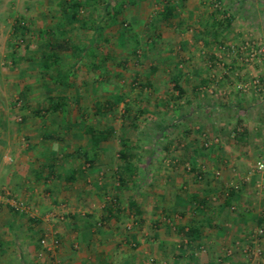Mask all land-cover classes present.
Segmentation results:
<instances>
[{
	"label": "rangeland",
	"instance_id": "374dc122",
	"mask_svg": "<svg viewBox=\"0 0 264 264\" xmlns=\"http://www.w3.org/2000/svg\"><path fill=\"white\" fill-rule=\"evenodd\" d=\"M73 1L0 0V206L10 208L7 211L18 222L24 221L17 229L20 236L30 237L29 244L53 264H60L56 261L63 241L59 230L68 235L72 252L105 248L119 253V244L113 245L119 238L127 242L120 247L132 254L146 248L141 264H173L176 246L170 244L166 251L159 246L157 255L153 254L154 232L160 229L172 240L175 227L192 222V188L204 184L198 179L197 160L220 150L227 157L242 158L239 170L230 167L239 179L227 182V188L248 192L250 205L264 202V173L249 177L255 163L264 158V91L258 98H243L241 110L236 109L245 113L250 129L244 130L243 119H238L230 130L234 119L241 117L234 109L238 93L233 90L222 96L216 84L226 76L249 88L254 80H264V0H90L69 22L65 14L71 13ZM168 2L176 9L164 21L160 13ZM113 6L120 10L116 24L110 22ZM51 55L57 66L44 76L42 64ZM232 64H241L245 71L240 74L237 66L229 68ZM62 76H66L65 85H58ZM195 77L214 85L203 86V98L198 102L195 96V103L211 101L214 93L208 91L215 88L217 96L209 105L218 111L199 116L211 129L192 138ZM175 78L182 95L173 87ZM49 96L65 112L51 110ZM231 96L233 100L226 98ZM254 116L262 118L261 122L256 119V126ZM89 129L108 135L97 156L90 149ZM53 150L58 176L42 189L53 209L38 216L36 203L21 197L8 181L25 172L36 178ZM120 152L127 155L126 162L134 163L132 176L125 174ZM72 169L77 171L76 181L62 189V177ZM120 175L126 180L123 187L118 185ZM214 177L220 183L219 173ZM31 184L44 183L30 180ZM75 187L90 191L85 198L88 203L80 197L59 201L60 191L69 193ZM48 190L51 195H46ZM131 200L143 214L128 206ZM174 201L177 212L171 209ZM236 210L235 205L230 208ZM28 218H42L46 229L40 223H28ZM27 223L32 227L27 228ZM244 230L257 244L245 251L237 243L225 245L228 259L218 264H229V258L239 253L248 255L249 264H264L259 245L264 243V227L255 224L228 235L237 240ZM45 237L46 247L41 244ZM174 237L178 250L192 253V242L179 233ZM98 238L108 244L85 246ZM54 239L56 247L51 246ZM196 251L198 260L208 253L205 246ZM185 263L192 264V258Z\"/></svg>",
	"mask_w": 264,
	"mask_h": 264
},
{
	"label": "crops",
	"instance_id": "0c3cea01",
	"mask_svg": "<svg viewBox=\"0 0 264 264\" xmlns=\"http://www.w3.org/2000/svg\"><path fill=\"white\" fill-rule=\"evenodd\" d=\"M159 35V32L157 33ZM238 67V70L240 71V74H242L245 70L244 68H241V64H232L229 66V68L232 67ZM235 69V68H234ZM196 78V77H195ZM197 79V78H196ZM219 79V80H218ZM216 80V84L219 85V93H222V96H225L227 94L226 92L233 91L238 93V97L236 98V103L234 109L241 110V105H239L240 102H244V100L251 99L252 97L255 98V96L258 98L259 95H263L262 90H255L254 88H249L247 91L239 90L237 87L239 84L244 82H239L233 78H228V76L222 78H218ZM214 81V80H212ZM227 81V83H225ZM211 88L213 84L205 82L204 80L198 78L197 81L192 83V138H194V134L201 133L202 130H208L209 124L205 119H203L200 122L199 116H209L213 114L214 112L218 111V109L214 105H209L214 99L213 96L216 97V89L209 90L211 94L214 93L212 97V100L207 102H202L201 105H197L195 102H199L200 98H203L202 94V88L203 86H210ZM205 89V87H204ZM215 91V92H214ZM243 91V92H242ZM242 92V93H241ZM246 92V93H245ZM253 93V94H252ZM221 95V94H220ZM195 96L198 98L195 99ZM231 98L232 100L234 97H226ZM244 98V100H243ZM261 98V97H260ZM194 99V100H193ZM203 101V100H201ZM221 108V107H220ZM239 110V111H240ZM237 111V110H236ZM238 112V111H237ZM243 112V111H242ZM241 111L238 112L241 114V117L234 119L233 121V127H230V130L234 129V126H236L239 122L238 119H243V124L245 128L244 130L250 129L249 123L246 121L247 118H245V113H242ZM238 113H236L238 115ZM256 119L257 122H261L262 118L255 116L253 117V123L256 126ZM198 122V124H196ZM238 122V123H237ZM200 123V124H199ZM206 123L208 125H206ZM232 123V122H231ZM241 123V122H240ZM247 123V124H245ZM194 125V126H193ZM211 129V128H210ZM238 129V128H237ZM243 131V129H242ZM205 137V134H203ZM106 141H101L98 144V147L96 150H93L92 143L91 145V151L94 155L95 152L98 153L101 151L103 146H101L102 143H105ZM210 146H212V143L209 142ZM216 145V144H215ZM207 146V144L205 145ZM32 148V147H31ZM195 148V147H194ZM229 148H226L228 150ZM56 151H49V157H47V160L44 161L45 164L43 166L42 171L40 175H36V178L25 176V173L14 175L15 177L11 180L8 178V183L13 186V190H16V188L19 189L18 193L21 195V197H26L27 199L31 198L29 201L31 203H36V211L38 212V216H45L47 211H50L53 209L52 206H50V203H47L49 201L42 195V189H45L48 187L45 183L49 184L51 180L55 179L58 175H56V161H57V154ZM220 154L218 157L217 154ZM222 154H225L223 150L217 151L216 153H211L208 156H206L205 160H197L195 163L199 167L198 170V179H202L204 181L203 186L192 188V222L186 225H180L178 227H175L176 234L174 235L173 232H171L172 240L171 238L164 237V232L160 229L155 230V235H157V243H155V248L153 249V254L157 255L156 252H158L159 246H164L162 249H169V245L176 246L173 257V264L178 261L177 264H186L189 259L192 258V264H218L222 261H225L228 259L224 254V249L226 248L225 245H233L237 243V245H240L241 250L245 251L244 249L247 246L251 247V244H257V241L254 239L253 236H249L248 230L244 233H240L239 239H235L234 236L228 235L229 231L233 233V230L235 232L241 231L243 229L247 228H253L254 225L263 226L264 227V202L261 203H255V201L252 202L250 205V202L248 200L249 193L245 191L238 192L228 189L227 187L230 185L227 182L229 181H235L239 179V175H235L232 172L235 170L230 169V167H237V170L240 169V166L243 165L242 158L237 159L234 156L227 157V154L225 156H222ZM229 153V152H227ZM47 154V152L44 151V156ZM239 154H242V152H239ZM97 156V154H95ZM224 157V158H221ZM241 157V156H239ZM90 158L89 160L91 161ZM193 160V159H192ZM107 161L106 159L104 162ZM227 162H230L229 164ZM129 165L130 167L133 166L132 160L125 163ZM124 164V165H125ZM53 166V173H49V166ZM146 165L150 166L152 165V160L150 158L147 159ZM149 168V167H148ZM220 169L219 171H217ZM77 171L72 169L70 174H67L62 177V180L64 183H62L61 188H66V184H70L71 182L76 181ZM35 173V172H34ZM32 173V174H34ZM38 173V174H39ZM221 176L220 183L216 182L214 179V174H218ZM264 172L258 173L255 172V170L252 168L251 174H249V177L254 174H263ZM132 175V174H131ZM72 177L71 180H69V177ZM57 179V178H56ZM193 179V175H192ZM213 179V180H212ZM30 180H37L38 183H44L42 186L39 185H33L29 186ZM245 180H249V178H245ZM29 186V189H28ZM52 186L51 188H53ZM50 188V189H51ZM17 189V190H18ZM32 189V190H31ZM29 191V192H28ZM47 191V190H45ZM49 191V190H48ZM84 190H81L77 187L74 188L72 192L67 193L60 191L59 192V201L61 200H67L69 201H77L78 198H83L84 203H88V200H86V196H90L88 193L90 191L86 190L84 193H82ZM163 192V191H162ZM30 193V194H29ZM80 193V194H77ZM51 195L52 193L49 191L46 195ZM99 194V193H98ZM32 195V197L30 196ZM98 196V195H96ZM176 198V196H173ZM63 198V199H61ZM178 200V197H177ZM90 201V200H89ZM171 202V200H169ZM179 201V200H178ZM179 203V202H178ZM235 205L237 206V210L235 212L230 211V208ZM263 205V206H262ZM128 206L133 209V207L136 209L137 214H140V212L143 214L142 210L138 208L137 203L131 200L128 203ZM171 209L173 212H177V202H172ZM7 210H10V208L7 207ZM7 210L4 209V207L0 206V264H53L51 260L47 258L45 254H42L40 250H38V247L29 244L30 237L24 236V234L18 233L17 229L20 228V225H24V221L18 222L17 217H14L13 214L9 213ZM184 214V212H181ZM19 219V218H18ZM28 223H32V225H35L37 223L41 224V221L44 222V220L41 218H28ZM21 223V224H20ZM27 223V228L32 227V225ZM39 227V225H38ZM41 227L46 229L47 224L42 223ZM188 227H192V229H195V235L192 240H189L192 242V253L186 254L183 253V251L176 245V237L178 233L179 228H184L185 231ZM37 228V227H36ZM50 228V227H49ZM42 229V228H41ZM19 230V229H18ZM21 230V228H20ZM26 230V228H25ZM247 232V234H245ZM59 235L63 236L62 241V248L60 252L57 254L56 261L60 264H141L143 257L147 254L145 252L146 248H141V251L136 254H132L129 251H126L123 249L122 244L127 243L126 240L122 242L121 239L116 238L113 243V245L119 244V253H112L109 251H106L104 249H100L99 252H96L91 246L92 244L99 245L102 243V246L108 243H105V239L98 238L93 239V241L85 242V246L89 245L93 249H91L90 252H82V253H76L72 252L69 249V242L70 239L68 235H65V232L62 230H59ZM29 234V233H28ZM31 234V233H30ZM154 235V237H155ZM23 239L21 240V238ZM252 239V240H251ZM254 239V241H253ZM234 240V241H233ZM112 243H110L111 245ZM261 247H263L264 251V243L259 244ZM206 247L207 254L205 257H199V260L196 258L198 257L197 249ZM230 247V246H229ZM177 249V250H176ZM112 251L111 249H109ZM166 251V250H165ZM180 251V252H179ZM144 253V254H143ZM159 254V253H158ZM161 258V256L159 257ZM169 260V257L167 258ZM195 260L197 263H195ZM230 263L229 264H249L248 261H250L248 255L244 253H239L237 255H234L231 259L229 258ZM259 263V262H257ZM256 263V264H257ZM227 264V263H226ZM253 264V263H250Z\"/></svg>",
	"mask_w": 264,
	"mask_h": 264
},
{
	"label": "trees",
	"instance_id": "16d2710c",
	"mask_svg": "<svg viewBox=\"0 0 264 264\" xmlns=\"http://www.w3.org/2000/svg\"><path fill=\"white\" fill-rule=\"evenodd\" d=\"M90 0H84L83 2L79 1V0H74L71 4H70V8L69 10L71 11V13L69 14L68 12H66V19L69 21V22H72V21H75L77 19V15H78V12H79V9L82 7V3H87L89 2ZM186 1V0H184ZM94 2V0H93ZM175 9L176 7L173 6L171 3H167L164 5L163 7V10L162 12L160 13V18L161 20H164V21H168L169 19H171L174 15V12H175ZM120 13V10L118 8H115V6L112 7V14H110V22L112 24H116L117 23V16L118 14ZM228 24H230V22H228ZM42 34H45L44 32H42ZM135 37V36H133ZM135 39V38H134ZM53 46V45H52ZM138 46L136 45L135 43V48L133 49V52L135 53L136 50H137ZM85 51V50H84ZM82 51V52H84ZM57 66V60H56V57L51 55V56H48L47 60H45V62L42 64V67H43V75L46 76L48 75V71L49 69L53 68ZM66 81V76H62V80L60 79V81L57 82V84L59 85H65V82ZM173 87L174 89L177 91V93L179 95H182L183 94V89L180 87L179 85V82H178V79L175 78L173 80ZM110 99H108L107 103L108 105L110 104L109 102ZM117 101H120L119 98H117ZM48 102H49V106H50V109L53 110V111H61V112H65L64 108L61 106V103L59 101H54V99L52 98V96H49L48 97ZM59 102V103H58ZM100 106V105H99ZM98 109H100V107H98ZM88 134L90 135V139H91V143H92V148L93 150H96L97 147H98V144L101 142V141H107L108 139V135L106 132H99L97 134H95V131L93 129H89L88 131ZM123 143V141H122ZM120 157L122 158V160L124 162H126L125 160L128 158L126 154H124V152H120ZM53 166L50 165L49 166V173L52 174L53 173ZM124 171H125V174L128 175V176H132L131 174L133 173V169L125 164V168H124ZM72 177L70 176L69 177V180H71ZM118 185L119 186H125V183H126V180H125V177L123 176H118ZM178 233L183 236L184 238H187V240H192V238H194V235H195V229H192V227H188L187 230L185 231L184 228H179L178 230Z\"/></svg>",
	"mask_w": 264,
	"mask_h": 264
},
{
	"label": "built area",
	"instance_id": "2783aa9c",
	"mask_svg": "<svg viewBox=\"0 0 264 264\" xmlns=\"http://www.w3.org/2000/svg\"><path fill=\"white\" fill-rule=\"evenodd\" d=\"M243 49H246V46L243 47ZM252 87L259 91V90H262L264 88V80H254L252 82ZM239 90H243V91H247L249 89V85L248 84H239L238 87H237ZM254 170L255 172H258V173H261V172H264V158L258 160L255 165H254ZM261 233V231H259ZM47 238H43L41 240V244L46 247L47 246ZM58 245V242L57 240H51V246L52 247H56Z\"/></svg>",
	"mask_w": 264,
	"mask_h": 264
}]
</instances>
